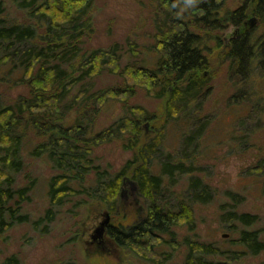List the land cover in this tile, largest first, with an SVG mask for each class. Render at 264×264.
Returning <instances> with one entry per match:
<instances>
[{
	"label": "trees",
	"instance_id": "1",
	"mask_svg": "<svg viewBox=\"0 0 264 264\" xmlns=\"http://www.w3.org/2000/svg\"><path fill=\"white\" fill-rule=\"evenodd\" d=\"M96 1L0 0V86H26L29 91L14 100L0 95V242L14 226L24 223L48 233L68 204L82 206L94 200L109 213H116L122 181L131 175L149 202L147 215L130 224L110 223L107 235L118 248L166 264L159 249L165 243L174 246L175 228L193 226L195 204L210 203L215 196L197 164L209 123L201 121L196 111L209 94L206 72L210 67L198 28L213 31L227 23L239 27L227 54L231 81L237 88L231 103L250 105L252 110L256 91L248 83L252 73L264 79V32L256 38L246 21L253 16L264 27V0H244L225 16L220 15L225 0H159L163 7L154 15L156 45L152 54L156 55L125 64L118 43L87 48V39L95 32ZM11 9L22 13L23 19L12 18ZM105 73L121 76L124 84L98 88L96 79ZM137 87L151 97H167L161 107L164 126L182 116L184 125L190 126L188 134L179 129L181 145L176 156L163 150V135L150 142L141 138V123L151 118L142 117L146 110L141 106H125L124 116L95 131L97 116L106 104L133 95ZM263 102L258 99L257 106ZM250 119L245 123L247 129ZM29 131L40 139L25 149ZM115 140L134 151V156L111 175L94 152ZM240 140L243 144L248 141ZM24 152L43 158L53 171L48 180L49 207L37 219L24 211L36 183L33 179L19 183L26 166ZM254 172L264 190L262 160ZM185 176L186 189L175 190ZM225 195L230 201L221 218L228 229L238 233L234 241L242 250L238 255L264 252V217L240 212L238 207L245 200L240 193L228 190ZM77 197L82 200L77 202ZM185 244L183 264H233L232 249L190 239H185ZM3 264L22 261L13 254Z\"/></svg>",
	"mask_w": 264,
	"mask_h": 264
},
{
	"label": "rangeland",
	"instance_id": "2",
	"mask_svg": "<svg viewBox=\"0 0 264 264\" xmlns=\"http://www.w3.org/2000/svg\"><path fill=\"white\" fill-rule=\"evenodd\" d=\"M243 2L225 0L220 15L225 16L236 10ZM158 7H163L159 0H97L94 8L95 32L87 39V48H105L118 43L123 49L124 64L156 55L152 54V48L156 45L154 15ZM10 14L12 18L23 19L22 13L14 9L10 10ZM246 22L248 30L253 29L256 38L263 35L264 27L257 18L251 16ZM239 31V27L233 23L213 31L198 28L201 46L210 59V67L206 72L209 94L201 109L196 111L201 121L209 123L201 138L197 164L202 167L199 174L211 185L215 196L210 203L195 204L193 226L175 228L174 246L165 243L159 249V254L165 256L166 264L184 263L187 253L185 239L213 243L224 250L232 249L233 264H264V252L238 255L241 247L234 244L238 233L228 229L221 218L223 207L229 200L225 195L228 190H234L245 198L238 207L240 212L264 217L263 184L254 172V167L261 160L264 162V102L257 106L258 99H264V79H260L257 72L250 77L248 85L256 91L252 96L255 103L252 110L250 105H232L231 96L237 92V88L231 81L227 54L231 39ZM124 82L121 76L109 73L96 79L98 88L119 87ZM28 92L26 86H0V95L4 100H14L20 95H28ZM124 98L106 104L97 116L95 131L107 128L124 116L125 106H141L146 110L142 117H151L143 119L141 123V138L150 142L163 135V150L176 156L181 145L179 129L188 134L190 126L184 125V116L164 126L161 107L167 97L157 99L149 96L144 88L137 87L133 95ZM249 118L247 129L245 123ZM27 135L25 149L40 139L34 131H29ZM240 139L248 141L243 144ZM94 154L102 167L113 175L134 156V151L126 150L122 142L115 140L96 147ZM24 159L26 166L19 176V183L25 184L32 179L36 181L32 200L25 205L24 211L37 219L49 207L48 180L53 171L43 158H34L29 152H24ZM125 178L129 180L122 181L119 208L116 213H109L110 223L113 224H130L147 215L148 200L141 194L131 175ZM187 183L185 176L175 190L183 192ZM80 200L82 198H76L77 202ZM105 212L107 210L103 204L87 200L82 206L68 204L62 208L56 221L47 229L48 233L35 230L32 223L16 225L0 242V264L13 254L18 255L22 264H158L157 260L146 258L137 251L115 245L109 248L108 236L101 239L107 240L105 244H90L91 234L98 222L104 219Z\"/></svg>",
	"mask_w": 264,
	"mask_h": 264
},
{
	"label": "water",
	"instance_id": "3",
	"mask_svg": "<svg viewBox=\"0 0 264 264\" xmlns=\"http://www.w3.org/2000/svg\"><path fill=\"white\" fill-rule=\"evenodd\" d=\"M126 180H129L128 178H125ZM125 180V181H126ZM110 224V214L109 212H105L104 214V219L101 221L100 225L96 228L95 233L93 235V238L95 239H101L104 236L107 238V227ZM107 241V240H106ZM106 241L102 240L101 243L105 244ZM109 245L112 244V241L110 240V238L108 237V242Z\"/></svg>",
	"mask_w": 264,
	"mask_h": 264
},
{
	"label": "flooded vegetation",
	"instance_id": "4",
	"mask_svg": "<svg viewBox=\"0 0 264 264\" xmlns=\"http://www.w3.org/2000/svg\"><path fill=\"white\" fill-rule=\"evenodd\" d=\"M252 21V20H251ZM101 221L102 220H100L99 222H98V224L96 225V227H95V229H94V232L91 234V239H92V241L90 242V244H92V245H94V244H98V245H101V244H103V243H101V239H95V238H93V235H94V233H95V230H96V228L100 225V223H101ZM109 226V225H108ZM106 246V245H105ZM114 246V243L112 242V244H110V246H109V248L110 247H113Z\"/></svg>",
	"mask_w": 264,
	"mask_h": 264
}]
</instances>
